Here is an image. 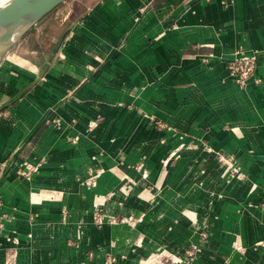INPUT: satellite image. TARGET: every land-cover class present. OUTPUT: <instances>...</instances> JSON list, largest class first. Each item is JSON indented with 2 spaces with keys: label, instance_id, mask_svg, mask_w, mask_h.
I'll return each mask as SVG.
<instances>
[{
  "label": "crops",
  "instance_id": "1",
  "mask_svg": "<svg viewBox=\"0 0 264 264\" xmlns=\"http://www.w3.org/2000/svg\"><path fill=\"white\" fill-rule=\"evenodd\" d=\"M104 3L10 120L0 117V264H144L166 245L185 259L190 244L191 264H264V0ZM238 47L258 53V84L228 76ZM29 65L32 75L44 67ZM212 153L247 181L223 182ZM139 164L152 189L117 196L141 178ZM88 169L103 170L94 188L81 183ZM195 183L200 200L186 188ZM206 193L220 196L212 210ZM101 201L136 229L98 228ZM185 209L216 211L198 219L209 223L206 239Z\"/></svg>",
  "mask_w": 264,
  "mask_h": 264
},
{
  "label": "rangeland",
  "instance_id": "2",
  "mask_svg": "<svg viewBox=\"0 0 264 264\" xmlns=\"http://www.w3.org/2000/svg\"><path fill=\"white\" fill-rule=\"evenodd\" d=\"M98 2L99 0L98 1L89 0V2L85 4L84 3L74 4L76 3L75 0L68 1V4L61 6L55 11H53L41 23H39L35 28H33L2 59V61L0 62V67L3 68L0 70V77L3 78L0 82V90H1L0 94L2 95L0 97V117L2 119L9 121L10 118L7 115L8 110L12 108L13 106H15L16 104H19L20 102H22V99L25 98L26 95L31 93L33 89L37 87V85H39V83L44 81L45 69L46 67H48V64L49 63L51 64L53 61L60 58V55H61L60 50L63 48V45L66 43L68 39L71 38L75 28L81 24L82 20L85 17H90L93 14L94 11L92 10H94ZM60 41L61 43L58 49L53 54L54 48L56 47L57 43ZM9 56L13 57V59H11L10 61H7L6 59ZM33 62H37L38 64L44 65L43 69L41 67L39 70H37L34 73V75L28 72L29 66H30L29 63L33 64ZM20 63H22V69L20 72L17 73L14 70V67L18 66ZM18 74L19 76H17ZM25 74L27 76H24ZM20 75L24 76L27 79L25 80L24 83H22V86H18L17 88H15L16 86H15L14 81L17 78H20L21 77ZM25 78H23V80ZM5 82L7 83V85H5ZM19 87L20 89L21 87H23L20 90V92L13 98H8V96L13 94L17 89H19ZM72 96H73V93H70L67 96V99H64L63 102H68V100H70ZM212 154L215 156V160L217 163V170L219 172V177L221 178L223 182L228 184L229 181H233L234 179H236V177L242 183L247 181L245 177L239 178L238 176H235L236 174H233L230 171H227L228 168L225 163L226 161L228 162L229 160H226L224 162L223 160L220 159L219 155H216L215 153H212ZM220 155H223V154H220ZM134 168L137 170V172H141V178L139 180H133V179L127 178L124 181L122 187H120L119 189L120 192H118L117 196L121 194L124 197H128L129 192L126 189L128 185L131 187L130 188L131 190H132V187L134 188L138 184L145 185L147 187V190L152 189V185L147 181L148 173L147 171L141 169L142 165L140 164L137 166L135 165ZM102 172H103L102 169L86 170L81 183L87 187L86 179L92 176L94 177L96 186H97V181L100 175L102 174ZM144 173L146 174V178H143ZM194 186L195 187L188 186L186 188L192 189V193L194 196L199 194L198 196H196V198L200 200L202 198L201 196L202 189L200 185H197L196 183ZM110 195L112 196L110 197ZM115 195H116L115 192L110 193L106 201H109L117 197ZM205 196H209V197H206V199L208 198V204H209L208 207L210 210H212L213 207H216V203L219 200L220 196L218 197L215 194L212 195L208 193H206ZM102 204L103 202L101 204L97 203L92 211L93 212L92 213L93 223L98 228H101L102 226H121V227L126 226L127 228H130L132 230L136 229L139 223H134L133 225L126 223L124 219L127 215L110 213L104 209V207L105 208L107 207L105 203L103 205ZM248 207H251V206L248 205ZM96 208L97 210H95ZM200 212L201 211L197 213L196 211L185 209L184 211H182L181 215L185 217L193 225L192 230H194L195 235H198V237L201 239H206L208 235L207 233H208L209 223L207 221H203L200 224L198 219H202L201 216H204V217L212 216L213 218V216L216 214V211L213 210L211 212H205L203 214L202 212L201 213ZM99 219H102L101 222H99ZM262 242H259V243H262ZM168 247L169 246L166 245L165 247L158 248L156 251L154 250L142 262L144 264H191L192 260H194L195 258V253H194V256L191 258V261H188V257L186 255H185L186 258L184 259L180 257L178 253L174 251H170ZM193 247H195V245L190 244L189 247L184 252L186 253L189 250L192 251ZM108 259L111 260L114 258L108 256L105 261V264H108L107 263ZM5 263H6V258L3 264Z\"/></svg>",
  "mask_w": 264,
  "mask_h": 264
},
{
  "label": "water",
  "instance_id": "3",
  "mask_svg": "<svg viewBox=\"0 0 264 264\" xmlns=\"http://www.w3.org/2000/svg\"><path fill=\"white\" fill-rule=\"evenodd\" d=\"M70 0H9L0 7V62L9 51L47 16ZM93 1V0H92ZM98 1V0H97ZM99 0L94 10L105 5ZM88 3L89 0H75ZM61 41L53 50L56 52ZM2 67H0V70Z\"/></svg>",
  "mask_w": 264,
  "mask_h": 264
},
{
  "label": "built area",
  "instance_id": "4",
  "mask_svg": "<svg viewBox=\"0 0 264 264\" xmlns=\"http://www.w3.org/2000/svg\"><path fill=\"white\" fill-rule=\"evenodd\" d=\"M257 62H258V53L247 51L243 47H238L235 51H233L231 58L226 61L225 65H226L227 74L232 79V81L240 88H245L249 82L258 84L260 80L258 76L256 75ZM219 157L224 162L228 160V158L225 157L224 155H219ZM228 162L226 161L225 163L228 168L227 171H230L231 173L236 174L235 176H238L239 178H244V175L239 172V169H237L230 162L229 163ZM29 173H30V170L29 168H27V171H24L22 173V176L25 178H28ZM143 178H146L145 173L143 174ZM86 185L87 187L94 188L96 186L94 177L92 176L88 177L86 179ZM111 196L112 195H110V197ZM95 210H97V208ZM101 220L102 219H99V222H101ZM124 221L131 225L136 223V221L133 220L131 217L125 218ZM258 246L264 247V242L259 243ZM195 250L196 248L193 247L192 251L189 250L185 253V255L188 257V261H191V258L194 256ZM113 262H114V259H111V260L108 259L107 263L109 264Z\"/></svg>",
  "mask_w": 264,
  "mask_h": 264
},
{
  "label": "bare ground",
  "instance_id": "5",
  "mask_svg": "<svg viewBox=\"0 0 264 264\" xmlns=\"http://www.w3.org/2000/svg\"><path fill=\"white\" fill-rule=\"evenodd\" d=\"M9 0H0V7L4 4H6Z\"/></svg>",
  "mask_w": 264,
  "mask_h": 264
}]
</instances>
